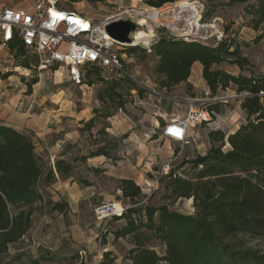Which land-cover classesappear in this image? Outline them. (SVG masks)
I'll list each match as a JSON object with an SVG mask.
<instances>
[{
  "label": "trees",
  "instance_id": "trees-1",
  "mask_svg": "<svg viewBox=\"0 0 264 264\" xmlns=\"http://www.w3.org/2000/svg\"><path fill=\"white\" fill-rule=\"evenodd\" d=\"M145 1L155 9L176 2ZM213 1L224 2L228 7L246 5L244 14L249 19V27L259 33L255 43L264 39V0ZM156 35L150 54L156 57L153 75L159 89L171 92L186 83L194 63L198 62L202 65V78L210 99L232 89L239 96L237 101L246 120L231 134L211 131L208 134L209 151L183 161L181 167L189 166V173L180 175L171 169L160 179L165 182L164 189L169 197L193 200L194 214L171 211L167 206H150L149 198L134 180L120 179V199L127 201L129 207H125L121 217L111 219L122 222L109 231L113 244L120 239L133 238L134 247L126 255L130 264H264V251L249 246L240 238L245 235L264 239V74H243L250 66L249 60L238 49L231 50L224 40L212 48L168 37L165 28L156 29ZM9 50L16 59L26 54L23 47L10 45ZM136 51L137 48H129L121 52L134 56ZM143 51L149 55L147 50ZM225 63L237 66L240 73H229L222 68ZM22 64L25 68L30 67V60L27 58ZM9 76L11 74H6ZM36 82L27 84L29 93ZM86 82L91 86L94 82L103 85L98 92L103 110H94L92 119L81 122L80 132L88 134L90 139L95 138L92 130L100 120L108 121L119 111H125L128 97L146 93L124 78L104 75L95 66L85 69L83 84ZM220 104L221 101H210L205 104V109L219 112ZM107 129L108 126H102L98 134L106 137ZM226 146L228 149L224 150ZM90 149L93 151L87 157L77 160L85 162L87 158L102 156L113 161L118 159L101 142L91 143ZM56 168L65 175L73 170L64 160L57 161ZM44 170L32 137L0 125V264L11 247L21 243L31 230L37 203L43 205L40 184L48 185L54 180V172L45 174ZM91 172L98 176L104 171L92 168ZM82 183L92 185L88 181ZM48 205L53 213H63L66 209L62 203L48 202ZM151 239L163 248L162 253L149 244ZM20 259L21 256L16 255L4 264H16ZM51 261L53 259L42 258L32 264ZM113 263L112 252L107 250L100 264Z\"/></svg>",
  "mask_w": 264,
  "mask_h": 264
},
{
  "label": "rangeland",
  "instance_id": "rangeland-1",
  "mask_svg": "<svg viewBox=\"0 0 264 264\" xmlns=\"http://www.w3.org/2000/svg\"><path fill=\"white\" fill-rule=\"evenodd\" d=\"M74 5L70 9L75 10L77 13L86 15L95 20H102L103 17L115 12L119 7H126L125 4L120 5L117 3L119 0H73ZM191 0H177V6L189 3ZM197 2L204 8L202 26L197 30V34L201 36H216L222 38L230 46L231 50L238 49L242 56L246 57L250 66H248L243 74L249 76L251 74L259 76L264 74V39L259 43H255V38L259 33L254 32L248 23V18L245 17L244 9L246 5H235L232 7L226 6L224 2H217L213 0H192ZM122 5V6H121ZM174 11V7H171ZM208 14L207 17L205 15ZM164 22V20H163ZM166 22V21H165ZM151 22L147 21L144 27L138 28L139 34L142 36L141 40L148 39L151 32ZM140 35V36H141ZM154 34L147 43L141 42V47H137V51L133 56V67H136L139 72V77L146 76L152 79L155 83V76L153 75V68L156 62V57L153 54L146 55L143 48L150 46L151 40ZM208 38L210 44L215 42V38ZM145 38V39H144ZM4 52H9L4 48ZM29 57L28 54L22 56L20 59L10 57L5 54L0 62V68L2 70L8 69L12 74L18 77L22 72L26 74V77L20 78L22 83H33L37 81L32 89L36 90V94L42 100H47V105L59 103L63 101H70L73 103L77 110L85 108H93V105L99 106L98 110H103L101 102L98 100V92L103 88V85L94 82V85L86 83L82 85H76L73 82H69L66 73L60 70L55 73L52 71H38L31 67H23L22 64L25 59ZM34 59L31 60L33 62ZM227 68L228 72L234 74L240 70L235 65L225 63L222 65ZM26 69L27 71H24ZM237 72V73H236ZM1 75V73H0ZM3 77V76H2ZM140 81V78H139ZM155 92L161 94L163 97L154 94H145L144 96H132L128 97L129 103L126 106L125 111H119L115 116L122 117L120 121V127L127 132L129 128V120L131 121L132 130L137 137L138 141L143 143L149 136H159L156 142L154 153H152L151 162H148V158H145L144 162L149 163V172L145 173L139 170V173H143V179H138V184L143 193L149 198L148 205L153 207L167 206L171 211H177L183 214H194L195 209L192 199H175L169 197L167 191L164 189L165 182H161V178L165 177L162 173L163 166L169 161L173 160L171 169L176 174L186 175L189 166L181 167L185 159H194L198 155H205L211 148L208 134L211 131L221 130L227 134L234 133L242 124L245 123L246 117L238 102L239 96L232 89L222 91L219 93L217 100L221 101L219 105V112H215L216 116L213 117V123L206 127L201 125L195 129L189 131V137L187 144L180 147L179 144L170 142L161 137V129H154L152 122L155 119H161L163 122H167L172 119H183L187 113L185 100L190 97L201 98L203 96L202 90L198 93L192 94L191 91L184 94L179 91L166 92L159 88L153 89ZM146 92V90H144ZM147 93V92H146ZM97 110V109H95ZM94 116V113H93ZM164 118V120L162 118ZM126 120V123L125 121ZM119 124V121H114ZM112 121H99L97 127L92 130L95 138L90 139L88 134L82 136L81 141L77 143L74 148L75 153H80L78 157L89 152L90 144L93 142H101L106 144L113 156H117V146L120 144L122 147L134 146V141H131L122 132L118 135V138H112L111 135L103 137L98 134L99 129L102 126H108L111 128ZM117 126V124H116ZM107 129V132H108ZM81 133V132H80ZM95 148V147H94ZM93 148V149H94ZM164 148L173 152L172 157L167 158L160 155V151ZM228 146L224 148L227 150ZM123 156V155H121ZM137 157H141V153L137 154ZM128 157H126L127 159ZM129 159V158H128ZM126 161L125 159L123 160ZM151 163V164H150ZM85 168L79 167L78 173L83 175ZM85 173V172H84ZM105 180H99L97 188L106 190L104 185ZM43 182L40 184V190L43 191ZM139 186V185H138ZM147 200V199H146ZM145 200V202H146ZM49 200L43 201V205L38 202L35 206L34 224L26 235L25 239L10 249L9 254L4 257V262L9 258L20 255L21 259L16 264H32L35 260L42 258L57 259L64 258L59 252L50 251L51 247L59 248L62 252L68 249L67 258L72 261L68 264H100L97 257L101 254L103 261V250H113L112 256L118 259L120 264H125L127 252L134 247V240L132 237L120 239L113 244V238L109 235V231L115 229L122 222H114L111 220L99 222L94 216V208L97 205L90 202H83L79 204L78 215L75 214H59L50 211L48 205ZM117 203L122 204L125 207H129V203L120 198L116 199ZM147 234V233H146ZM242 238L249 246L257 247L264 251V239L253 238L250 236L241 235ZM85 243L84 246L80 245L82 240ZM149 244L153 246L159 253L163 252V248L158 245L154 239L149 241ZM70 249V250H69ZM85 250L87 254V262H79V252ZM66 258V257H65ZM56 259V260H55ZM22 260V261H21ZM59 260L57 262H59ZM78 260V261H77ZM44 262L41 264H53L52 262ZM4 262L2 264H4ZM56 264V263H55Z\"/></svg>",
  "mask_w": 264,
  "mask_h": 264
},
{
  "label": "built area",
  "instance_id": "built-area-1",
  "mask_svg": "<svg viewBox=\"0 0 264 264\" xmlns=\"http://www.w3.org/2000/svg\"><path fill=\"white\" fill-rule=\"evenodd\" d=\"M136 2L139 4L136 8L119 7L102 20H95L70 9L75 4L73 0H0V47H23L29 55L31 68L38 71L65 68L70 81L76 85L83 84L85 69L95 66L108 77L124 78L146 90L139 81L137 68L123 59L121 51L126 49L107 35L106 27L111 23L132 20L141 28L150 21V30L154 34L150 46L155 44L158 28H165L168 37L207 47L216 48L222 41L214 35L206 37L197 34L202 26L204 8L195 1L179 6L173 3L161 9L150 7L145 0ZM167 16H170L171 24L165 22ZM141 19L146 23L140 24ZM138 33L132 36L134 40H137ZM214 37L213 44L207 42L208 38ZM150 46L143 48L148 54L151 53ZM137 47H141V42ZM150 92L163 97L155 90ZM210 101L219 100L210 99L208 90L201 98H187L185 117L169 120L163 128L162 137L180 147L187 144L191 129L201 125L208 127L213 123L216 114L205 109V104ZM172 162L163 166V174L170 172ZM125 211L122 204L109 202L95 206L94 216L97 221L104 222L121 217Z\"/></svg>",
  "mask_w": 264,
  "mask_h": 264
},
{
  "label": "crops",
  "instance_id": "crops-1",
  "mask_svg": "<svg viewBox=\"0 0 264 264\" xmlns=\"http://www.w3.org/2000/svg\"><path fill=\"white\" fill-rule=\"evenodd\" d=\"M117 2H119L117 5L121 3L125 4L126 7L136 8L139 6L136 0H119ZM176 3H178L177 0L175 4ZM171 7H173V5ZM165 19L167 23H172L170 16H167ZM4 48L5 47H0V62L2 61L1 57H4L6 53L10 55L11 58L14 57L9 48H5L9 52H4ZM133 58V55L123 54V59L132 66L134 63ZM222 68L226 71L228 70L227 68ZM23 70L27 71L26 69ZM60 70L66 73V77L70 82L68 71L65 68L54 71L58 73ZM0 73V125H6L21 133L30 135L35 144L36 152L42 160L45 174L51 170L54 172L53 182L48 185L43 183V191L40 190L44 202L47 199L49 202L65 204V211L59 214L69 213L79 216L78 211L80 203L87 201L92 204H97L99 202L102 204L116 202V199L121 197V191L119 189L120 179H132L140 186V184H138V179H143L144 175L143 173H139V170L144 166L141 171L145 173L150 171L148 162H151V155L155 151L159 136H149L141 143L138 141L137 135L131 132V121L129 120L130 130L127 132L120 127V121H122L123 118L117 115L108 120L109 122L112 121L110 124L111 128L108 129L109 135H111L112 138H118V135L122 132L127 136L130 144L132 143L131 141L135 140L133 143L134 146L122 147L119 144L120 146L117 148L116 152L118 159L116 161L103 156L87 158L85 162L78 161V158L87 157L89 152L93 151L89 148V152L83 154L81 157H78V155L82 152H74L75 146L81 141L83 136V134L80 133L82 127L81 122H87L92 119L94 117V110L98 109L99 106L94 104L93 108L90 107L77 110L70 101H63L61 104L54 103L49 106L47 105L46 99L42 100L38 97L36 90L32 89L30 93L28 92V83L25 84L20 81V78L26 77L24 72L18 77L12 74L6 77V74L11 72L8 69L2 70L0 68ZM239 73L240 70H238L237 74ZM237 74L234 72V75ZM139 78L141 84L145 86L147 92L145 94H149L151 93L150 91L158 88L157 84L154 83L151 78L142 75ZM189 88L190 90H188ZM174 90L184 94L190 91L192 94L198 93L199 90H202V92L206 91L207 86L202 78V65L198 62L194 63L188 81L182 83ZM162 119L164 120V118ZM114 121H119V124ZM124 121L126 123V120ZM168 122L166 120L163 122L158 118L152 122V126L155 130L163 126L160 133L161 137L163 128ZM138 153H141V157H137ZM172 154L173 152L167 150V148L160 151V155L167 158L172 157ZM126 157L129 159H126ZM145 158H148V162H144ZM124 159L126 160L125 162L123 161ZM59 160H64L67 164L72 166L73 170L69 175H65L57 170L56 163ZM80 166L81 168H85L83 175L78 173ZM92 168H99L104 172L97 176L91 172ZM99 180H105L104 185L106 186V190H102L100 187L99 189L97 188ZM82 181H88L92 185L86 186ZM85 243L86 242L82 240L80 245L84 246ZM55 250L64 258L61 257L60 260L55 259L56 261H53V264L72 263V261L67 258L68 249L61 253L59 248H50V251ZM109 251L112 252L113 250L111 249ZM104 252H106V249L103 250V253ZM79 255V262L86 263L88 258L85 250L79 252ZM112 258H114V255ZM97 259L99 263L102 262L101 254L98 255ZM58 260L59 262H57ZM120 263L118 259L114 258L113 264ZM125 264H130V262L125 260Z\"/></svg>",
  "mask_w": 264,
  "mask_h": 264
},
{
  "label": "water",
  "instance_id": "water-1",
  "mask_svg": "<svg viewBox=\"0 0 264 264\" xmlns=\"http://www.w3.org/2000/svg\"><path fill=\"white\" fill-rule=\"evenodd\" d=\"M106 33L124 49L137 48V44L140 43L138 39L132 38L138 33V25L132 20L111 23L106 27Z\"/></svg>",
  "mask_w": 264,
  "mask_h": 264
},
{
  "label": "bare ground",
  "instance_id": "bare-ground-1",
  "mask_svg": "<svg viewBox=\"0 0 264 264\" xmlns=\"http://www.w3.org/2000/svg\"><path fill=\"white\" fill-rule=\"evenodd\" d=\"M145 23H146V22H145L144 20H142V19L140 20V24H145ZM140 35H141V34L138 33V37H137V39H138L139 42H143V43H147V42L150 40V38L152 37V34L150 33V34H149L150 36H148V39L142 41V40H141V39L143 38L142 36H145L146 34H143V35H141V36H140ZM141 37H142V38H141ZM144 39H145V38H144Z\"/></svg>",
  "mask_w": 264,
  "mask_h": 264
}]
</instances>
